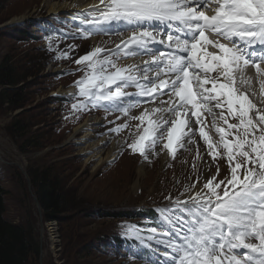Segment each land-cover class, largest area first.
I'll list each match as a JSON object with an SVG mask.
<instances>
[{
  "label": "snow or ice",
  "instance_id": "snow-or-ice-1",
  "mask_svg": "<svg viewBox=\"0 0 264 264\" xmlns=\"http://www.w3.org/2000/svg\"><path fill=\"white\" fill-rule=\"evenodd\" d=\"M78 15L90 26L85 36L118 32L122 38L114 49L97 46L76 60L88 71L70 94L73 112L107 107L138 121L134 139L125 143L144 160L160 143L175 158L186 142L196 145L201 159L198 134L212 160L228 164L223 179L217 180L216 164L202 188L185 185V199L166 198L160 226L168 231L152 228L143 236L142 229L127 224L126 234L165 247L163 262L157 249L155 259L149 256L152 264H264V111L236 87L251 86L252 78L245 76L251 65L264 94V0H99ZM142 53L149 59L118 64ZM130 86L137 91L127 92ZM165 95L167 100L160 99ZM146 98L155 106L131 116ZM207 117L218 140L206 130ZM128 127L122 123L112 131Z\"/></svg>",
  "mask_w": 264,
  "mask_h": 264
},
{
  "label": "rangeland",
  "instance_id": "rangeland-1",
  "mask_svg": "<svg viewBox=\"0 0 264 264\" xmlns=\"http://www.w3.org/2000/svg\"><path fill=\"white\" fill-rule=\"evenodd\" d=\"M5 2L0 10V65L5 59L16 63L17 72L23 79L15 88L0 85V180L7 191L4 216L23 225L34 221L41 253L32 264H137L123 254V243L113 251L105 244L106 239L126 231L124 225L127 224L142 229L143 236L150 235L148 230L152 227L147 222L137 225L135 218L128 216H135L141 208H163L169 204L167 197L185 199L188 195L184 193L185 185L195 184L193 191L200 187V183L203 187V182L216 173V164L220 166L217 180L223 179L229 175L226 160L218 158L213 161L198 134L194 139L199 145L201 159L196 158V145L187 142L186 148L179 149L175 158L168 150H162V143L149 153L148 160L129 150L119 153L126 136L121 138L122 147L114 157H107V152L101 157L95 156L87 150L89 143L82 141L86 129L78 130V126L89 116L87 111L73 112L56 98L59 94L74 92L71 85L81 73L61 75L63 64L73 63L72 57L56 59L51 55L53 49L43 48V41L38 37L40 27L36 25L37 18L53 15L49 13L45 0ZM48 23H51V17ZM66 29L65 34L70 36L77 26ZM93 38L85 36L62 42L72 46L77 58L97 46L110 47L117 42L118 35L98 34L97 45ZM7 89L19 90L17 108L10 109V105L3 101L8 98L3 95ZM126 91L135 93L137 89L130 86ZM99 122L90 131L91 141L107 137L102 136L105 128ZM235 122L230 120V123ZM206 130L218 140L212 124L207 122ZM110 145L108 139L106 147ZM163 152L167 153L165 158ZM193 161L196 162L195 171ZM124 162H128L130 168H122ZM143 162L147 164V174L141 177L136 188L137 167ZM36 170H49L59 178L63 188L65 201L61 218L57 221L58 231L53 232L55 221L47 223L44 220L42 206L36 201L37 195L30 178ZM197 177L200 178L199 183ZM46 223L42 237L41 228ZM166 231V227L159 230ZM148 244V241L142 243Z\"/></svg>",
  "mask_w": 264,
  "mask_h": 264
},
{
  "label": "trees",
  "instance_id": "trees-1",
  "mask_svg": "<svg viewBox=\"0 0 264 264\" xmlns=\"http://www.w3.org/2000/svg\"><path fill=\"white\" fill-rule=\"evenodd\" d=\"M5 0H0V10L4 8ZM5 59L0 65V85L7 88H15L21 81L22 76L17 72V64ZM3 101L10 105V109L19 106V90L3 92ZM11 99V100H10ZM32 186L35 189L38 201L44 211L45 221H59L62 213V205L65 201L63 188L59 178L49 170L35 171L30 176ZM7 191L0 181V264H32L41 253V246L35 235L34 221L28 224H19L5 218L6 211L5 195ZM130 216H133L131 214ZM58 223V222H57Z\"/></svg>",
  "mask_w": 264,
  "mask_h": 264
},
{
  "label": "bare ground",
  "instance_id": "bare-ground-1",
  "mask_svg": "<svg viewBox=\"0 0 264 264\" xmlns=\"http://www.w3.org/2000/svg\"><path fill=\"white\" fill-rule=\"evenodd\" d=\"M45 4L48 6L50 14L64 13L69 18H73L77 21H81V17L78 15V13H82L85 10L90 9L92 6L99 5V1L98 0H95V1L94 0H72L69 2L66 0H56V1L45 0ZM212 38H215V37H212ZM97 40L98 39H96V38H93V40H92L95 42V45H97ZM116 40L119 42L120 38H117ZM223 42L226 43V41H223ZM98 44H99V42H98ZM113 48H115V47H113ZM210 49H211V47H209L208 50H210ZM162 50H166V49L162 48ZM148 59H149L148 56H146L144 58L134 57L132 59V61L139 64L142 60L146 61ZM262 67H264V64H262ZM209 75L214 77L216 75V73L213 72V73H210ZM245 76L252 78L251 86H248V85L243 86V85H239L237 83L236 87L239 89L240 92H245L246 94H248L249 99H251L252 102L255 103L261 111H264V94H261V90H260V87H259V84L257 81V76L255 73V69H253L252 67L249 66L245 71ZM221 82H223V78L221 79ZM209 87H210V85H209ZM71 90L72 89H70V91ZM253 93H255V95ZM152 106H155V105L148 104L145 107L150 108ZM165 116L167 117V114H165ZM205 116H207V113H205ZM98 122H99V117L88 116L85 119V121L78 126V128H79L78 130H81L82 128L86 129V134L82 137V141H84L85 144L89 143L87 150L93 152L95 156L101 157L102 153L107 152V157H114L115 154L117 153V151L121 147V143H122L121 138L118 140L117 139L112 140L111 145L109 147H106V141L108 140V136L101 138L99 140L91 141L93 138L91 135L92 133L90 131L97 125ZM207 122H208V124H211L210 118L207 119ZM219 125L223 126L222 122L219 123ZM164 152H166V151H164ZM166 154L167 153L163 154V158H165L167 156ZM146 165H147L146 162H143L142 164H140L137 167L138 179H137V181H135L136 182L135 183L136 188L140 184L139 180L141 179V177H143V176H145V174H147ZM129 166H130V164L128 162H124V166L123 167L121 166V167L122 168H130ZM121 167H118V169ZM106 176H108V175H106Z\"/></svg>",
  "mask_w": 264,
  "mask_h": 264
},
{
  "label": "built area",
  "instance_id": "built-area-1",
  "mask_svg": "<svg viewBox=\"0 0 264 264\" xmlns=\"http://www.w3.org/2000/svg\"><path fill=\"white\" fill-rule=\"evenodd\" d=\"M54 228H55V230H53V232L58 231L57 226H56V222H55V227ZM56 240H58V239L56 238Z\"/></svg>",
  "mask_w": 264,
  "mask_h": 264
},
{
  "label": "water",
  "instance_id": "water-1",
  "mask_svg": "<svg viewBox=\"0 0 264 264\" xmlns=\"http://www.w3.org/2000/svg\"><path fill=\"white\" fill-rule=\"evenodd\" d=\"M37 203L39 204L38 198L36 199Z\"/></svg>",
  "mask_w": 264,
  "mask_h": 264
}]
</instances>
